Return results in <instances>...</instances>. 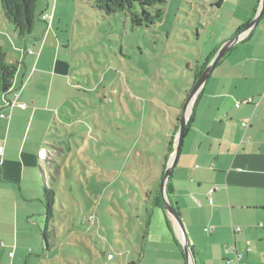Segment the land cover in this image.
<instances>
[{"label":"rangeland","instance_id":"374dc122","mask_svg":"<svg viewBox=\"0 0 264 264\" xmlns=\"http://www.w3.org/2000/svg\"><path fill=\"white\" fill-rule=\"evenodd\" d=\"M234 1L218 8L217 0H165L150 9L162 11L159 22L132 28L121 13L105 16L95 0H67L80 98L73 103L71 148L62 144L66 151L47 187L55 193L48 248L45 218L38 239L13 226L9 238L0 237V264H127L141 250L144 264H156L157 247L166 249L167 237L172 242L154 204L171 124L196 70L236 34ZM19 41L0 4L7 57Z\"/></svg>","mask_w":264,"mask_h":264},{"label":"crops","instance_id":"0c3cea01","mask_svg":"<svg viewBox=\"0 0 264 264\" xmlns=\"http://www.w3.org/2000/svg\"><path fill=\"white\" fill-rule=\"evenodd\" d=\"M217 1L221 8L228 0ZM259 3L233 2V33L254 17ZM68 7L67 0H43L31 34L7 57L17 68L11 92L0 96V237L9 238L13 226L37 236L45 218L43 187L54 181L58 155L66 151L62 144L71 148L69 128L76 120L73 103L80 98V84L72 77L75 25ZM43 13H52L49 23ZM188 121L168 181L196 264H264V13L214 67ZM171 136L174 145L175 132ZM156 192L160 195L159 187ZM162 214L172 242L167 237L166 249L157 247L155 262L186 264L169 230L181 244L178 226Z\"/></svg>","mask_w":264,"mask_h":264},{"label":"trees","instance_id":"16d2710c","mask_svg":"<svg viewBox=\"0 0 264 264\" xmlns=\"http://www.w3.org/2000/svg\"><path fill=\"white\" fill-rule=\"evenodd\" d=\"M37 2L38 0H0L3 16L10 22L14 30L18 33L19 38L27 37L31 34L35 20L37 19ZM165 0H95V6L105 16L115 15L117 13L123 14L128 18L131 27H150L151 25L159 22L162 18V11L156 10L154 13L150 12V9L157 5L164 3ZM220 5V1L216 2V6ZM217 52V49L204 61L199 70L194 73V81L199 77L202 71L205 69L211 58ZM16 64L9 63L7 61V50L4 46L0 45V96H5L11 92L13 80L16 73ZM16 93V92H15ZM14 93V94H15ZM188 93V92H187ZM185 100L180 101V108L184 104ZM180 114H176L179 118ZM178 120L174 123V132L178 127ZM189 121L185 128V134L188 130ZM173 132V133H174ZM168 153L164 155V163H162L164 172L166 168L167 159L173 151V139L167 145ZM166 191L169 195V181L167 182ZM44 193V205H45V228L43 229V241L48 248L47 243V229L50 222L53 220V204L55 193L52 189L43 187ZM149 194V192H147ZM156 206H159L163 211V202L160 196L157 197L154 202ZM177 210V208L175 207ZM178 211V210H177ZM150 215V213H149ZM149 222V220H148ZM147 222V224H148ZM169 226V225H168ZM175 245L180 249L184 256L182 245L178 242L173 234L172 229L169 226ZM147 232V230H146ZM142 250L139 251V258L136 261H130L127 264H139L143 257Z\"/></svg>","mask_w":264,"mask_h":264},{"label":"water","instance_id":"95a60500","mask_svg":"<svg viewBox=\"0 0 264 264\" xmlns=\"http://www.w3.org/2000/svg\"><path fill=\"white\" fill-rule=\"evenodd\" d=\"M263 13H264V0H260L259 7L254 17L241 30H239L234 36H232L217 50V52L211 58L210 62L207 64L205 69L202 71L199 77L194 81L193 86L188 94V97L185 99V102L182 106V112L179 118L177 119L179 122H178L177 130L175 132L173 151L171 152L169 158L167 159L166 168L160 179L159 190L163 202V209L173 218L176 225L178 226L180 242L182 245L184 257L186 259V264H196L195 257L183 221L180 217L179 212L175 209V207L171 203L170 197L166 191V186H167V181L174 168L175 162L177 161L178 155L180 153L185 138V128L189 117V108H191L195 96L197 95L198 91L205 83V81L211 75L214 67L218 64L219 61H221V59L226 55V53L230 50V48L234 46L237 42H239L243 38L245 33H247V31H249L258 22V20L263 15Z\"/></svg>","mask_w":264,"mask_h":264},{"label":"built area","instance_id":"2783aa9c","mask_svg":"<svg viewBox=\"0 0 264 264\" xmlns=\"http://www.w3.org/2000/svg\"><path fill=\"white\" fill-rule=\"evenodd\" d=\"M41 18L44 19V20H46V21L49 23L50 20L52 19V13H43V14L41 15ZM28 51L31 52V53H33V50H32V49H29ZM14 95L17 97L18 93H15ZM251 100H252V99H248L247 102H251ZM18 105L21 106V107H23V108L26 106L25 103H19ZM242 125H243L244 127H247V126H248V123H247V122H243ZM2 153H3V147L0 146V155H1ZM214 190H215V188H212V189L210 190V193H212ZM235 230H236V231H239V230H240V227H235ZM247 250L249 251L250 248H248ZM228 251H229V250H227V252H228ZM236 257H237V259H240V258L242 257V253L237 252V253H236ZM239 264H248V263H239Z\"/></svg>","mask_w":264,"mask_h":264},{"label":"bare ground","instance_id":"6f19581e","mask_svg":"<svg viewBox=\"0 0 264 264\" xmlns=\"http://www.w3.org/2000/svg\"><path fill=\"white\" fill-rule=\"evenodd\" d=\"M189 111H190V108H189Z\"/></svg>","mask_w":264,"mask_h":264}]
</instances>
